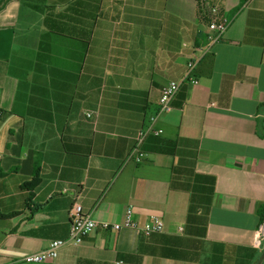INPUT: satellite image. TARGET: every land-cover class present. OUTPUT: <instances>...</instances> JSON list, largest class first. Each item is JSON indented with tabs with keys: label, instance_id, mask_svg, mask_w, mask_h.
Here are the masks:
<instances>
[{
	"label": "crops",
	"instance_id": "0c3cea01",
	"mask_svg": "<svg viewBox=\"0 0 264 264\" xmlns=\"http://www.w3.org/2000/svg\"><path fill=\"white\" fill-rule=\"evenodd\" d=\"M205 1L232 22L137 164L161 88L207 45L197 0H0V264L67 238L74 202L109 224L131 207L163 231L99 227L39 264H259L264 0Z\"/></svg>",
	"mask_w": 264,
	"mask_h": 264
},
{
	"label": "built area",
	"instance_id": "2783aa9c",
	"mask_svg": "<svg viewBox=\"0 0 264 264\" xmlns=\"http://www.w3.org/2000/svg\"><path fill=\"white\" fill-rule=\"evenodd\" d=\"M202 9L207 20V45L195 50L198 56L188 61L184 75L180 81H172L161 88L157 110L149 117L147 125L138 132L134 147L131 150L129 160L134 163H141L145 158V154L141 150L145 139L150 135L155 137L161 135L162 131L156 128V124L161 116L170 111V103L180 87L184 84L194 86L199 84V79L195 76V70L200 59L206 56L212 47L220 42L232 22L218 6L212 4L210 1H204ZM85 116L92 118V114L89 112ZM99 227L104 230L113 231H120L122 229L138 230L142 235L149 237L153 234L161 233L164 223L159 217L153 216L145 225L141 226L135 220L131 207L126 209L122 223H98L90 215L83 213L82 206L78 202H74L70 211V230L67 238L50 242L46 249L27 255L22 259V262L39 264L53 261L58 257V253L62 248L80 246L84 239L92 235ZM258 234L260 236L264 234V224L260 226ZM260 245L259 240L255 241L257 248Z\"/></svg>",
	"mask_w": 264,
	"mask_h": 264
},
{
	"label": "trees",
	"instance_id": "16d2710c",
	"mask_svg": "<svg viewBox=\"0 0 264 264\" xmlns=\"http://www.w3.org/2000/svg\"><path fill=\"white\" fill-rule=\"evenodd\" d=\"M205 0H197V3H198V8L199 10H203V3H204ZM205 16V15H204ZM257 133L260 135V136H263L264 137V119H262L258 125V129H257ZM135 144V143H134ZM134 147V146H133ZM132 147V149H133ZM39 183V180H38V177H37V173L34 175L33 179L31 182L29 183H26L24 185V187H36L37 184ZM261 209H263L262 211V214H261V224H264V205H261ZM259 264H264V249L262 250V252L260 253L259 255V261H258ZM238 264H241V263H238Z\"/></svg>",
	"mask_w": 264,
	"mask_h": 264
}]
</instances>
